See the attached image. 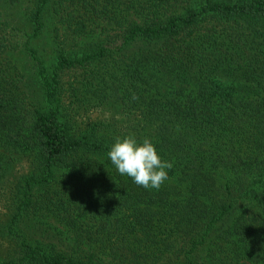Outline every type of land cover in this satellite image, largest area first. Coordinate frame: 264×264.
<instances>
[{
    "label": "trees",
    "instance_id": "trees-1",
    "mask_svg": "<svg viewBox=\"0 0 264 264\" xmlns=\"http://www.w3.org/2000/svg\"><path fill=\"white\" fill-rule=\"evenodd\" d=\"M6 1L0 189L11 204L0 264H264V0H32L31 37L52 9L78 48L65 42L47 64L25 44L45 104L32 102L10 58ZM79 69L83 79L65 88L64 75ZM68 91L93 105L115 97L135 118L80 124ZM127 131L173 163L158 190L111 163ZM22 157L31 173L9 182ZM48 218L70 236L44 228Z\"/></svg>",
    "mask_w": 264,
    "mask_h": 264
},
{
    "label": "rangeland",
    "instance_id": "rangeland-1",
    "mask_svg": "<svg viewBox=\"0 0 264 264\" xmlns=\"http://www.w3.org/2000/svg\"><path fill=\"white\" fill-rule=\"evenodd\" d=\"M6 1V0H5ZM32 0H7L5 3V17L4 19L9 22L11 31L10 35H8L10 40H12V44L14 48L10 49V58L14 62L16 66L19 68V74L25 77V83L27 82L26 89L31 96L32 102L36 104H45L44 97L41 91V87L39 84V76H38V65L35 61L30 57L28 51L26 50L25 44L29 42L32 48H37L40 56H42V60L47 62V64H53L55 62L56 51L58 48H64L65 42H67L68 47L74 46L73 50L78 51L73 40L66 39L65 32L66 29L60 21V18L55 15V12L50 9L48 14L45 16V29L43 33L37 38L31 37L34 36L33 25L29 20V7L31 6ZM72 10V9H71ZM101 28L99 29V31ZM7 42V41H5ZM10 43V42H9ZM80 43H82L80 41ZM106 69V68H102ZM85 71L82 69L75 70L69 72L64 75L63 79L65 81V88L70 89L71 83H76L77 80H82ZM104 72H102L103 74ZM109 76H106L108 78ZM120 75L114 78L113 80L108 78L109 85L112 86L113 82L119 84V82L124 81V78L120 79ZM78 85V84H76ZM98 85V83H97ZM111 91V90H110ZM112 92V91H111ZM122 92V90H120ZM72 92L68 91L66 96V101L69 107L74 106V115L75 120L80 124L86 121L92 120H102L105 123H113L116 126L123 125L127 127L130 122L135 118L132 114L129 116H124L122 113V106L119 101L112 97L106 103L102 105H93L90 104V101H85L84 96L80 95L79 97H74L71 95ZM71 95V96H70ZM88 96V95H87ZM90 97V95L88 96ZM86 98V97H85ZM71 111V109H69ZM73 113V111H71ZM118 124V125H117ZM127 130V129H126ZM129 135L134 134L132 131H127L126 133ZM125 134V133H123ZM116 136V135H114ZM119 137V136H116ZM123 138V137H120ZM31 166L29 164V160L22 157L15 161L9 171V182H12L14 176H21L31 173ZM1 178V177H0ZM66 178V177H65ZM64 187L63 185L59 188ZM55 188H58L55 185ZM2 189H0V222L2 219H6L4 214L6 210L5 206H10L11 204V196L8 191H5L3 194L1 193ZM43 227H46L48 222L52 223L55 229L58 230L59 235L57 237L59 239H66L70 235L68 234L67 228L63 227L60 223H57L56 220L48 218L41 219ZM38 224H42V223ZM37 222H34V219L28 223L29 228L36 225ZM28 228V230H29ZM51 232H55V230L51 229ZM8 243L6 241H2L0 239V258L5 255L7 252Z\"/></svg>",
    "mask_w": 264,
    "mask_h": 264
},
{
    "label": "clouds",
    "instance_id": "clouds-1",
    "mask_svg": "<svg viewBox=\"0 0 264 264\" xmlns=\"http://www.w3.org/2000/svg\"><path fill=\"white\" fill-rule=\"evenodd\" d=\"M132 99L138 97L133 94ZM107 155L119 174L130 177L135 184L145 189L158 190L168 179L167 170L173 167L172 162L160 157L150 139L145 138L138 143L134 134L117 137Z\"/></svg>",
    "mask_w": 264,
    "mask_h": 264
}]
</instances>
